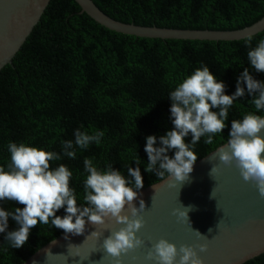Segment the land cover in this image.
<instances>
[{"label": "trees", "instance_id": "16d2710c", "mask_svg": "<svg viewBox=\"0 0 264 264\" xmlns=\"http://www.w3.org/2000/svg\"><path fill=\"white\" fill-rule=\"evenodd\" d=\"M115 21L142 27L195 31H238L264 17V0H92ZM264 31L252 37L255 48ZM245 39L231 42L143 39L118 34L98 25L73 0H51L40 23L13 60L0 72V166L7 170L9 143L25 144L61 155L50 170L65 165L72 177L77 205L84 204V160L98 170L109 165L132 180L128 168L139 167L143 188L163 179L145 170L146 140L174 130L170 93L197 68L207 66L233 95L245 69L254 80L264 82V73L250 65ZM229 108L225 129L213 143L201 140L192 149L197 161L227 143L231 122L256 111L247 94ZM219 111L218 109H212ZM76 130L102 132L99 144L75 146V159L63 155L62 142L75 141ZM191 143V134L185 137ZM174 158L175 150L166 153ZM139 161V164L136 163ZM196 161V162H197ZM141 190V189H140ZM138 190V191H140ZM23 205L0 201V208L13 212ZM57 216L66 215L61 208ZM9 217L0 233V264H23L64 231L38 224L28 242L19 249L5 237L18 229ZM246 264H264V254Z\"/></svg>", "mask_w": 264, "mask_h": 264}, {"label": "clouds", "instance_id": "9594fccd", "mask_svg": "<svg viewBox=\"0 0 264 264\" xmlns=\"http://www.w3.org/2000/svg\"><path fill=\"white\" fill-rule=\"evenodd\" d=\"M252 36L245 39V44L251 50L247 53L251 67L264 73V40L255 48L251 47ZM247 94L252 96L251 103L257 112L264 110V82L253 79L248 69H245L237 81L233 95H225V85L217 82L209 67L197 68L190 76L179 83L169 95L171 100L170 113L174 130L168 131L159 138L160 147H155L156 136L146 140L145 152L148 163L145 170L160 179L173 178L182 186L189 182L190 173L198 156L192 150L202 137H207L206 144L213 143V136L221 134L226 127L229 108L238 98ZM218 109L219 111H213ZM264 117L246 114L242 120L231 122V131L226 146L219 151V161L225 167L235 166L245 182L255 185L259 195L264 197ZM191 134V143H185V137ZM75 141L62 142L63 155L75 159V146L87 148L91 143L99 144L102 132L88 134L76 130ZM11 154L7 170L0 166V201L8 200L23 205L8 212L0 208V233L8 228L11 217L19 226L17 230L9 231L5 237L14 249L22 248L29 239L30 230L38 224L48 225L49 222L57 229L67 234L82 235L86 222L94 226H104L110 220L123 225L118 231L103 240V250L113 258L116 264H121V257L144 246V241L137 235L144 227L140 213L145 210V202L140 200L137 208L133 201L138 197V190L143 188V178L139 167L128 168L132 180H128L120 172L109 165L107 170H98L90 159L84 160V170L88 173L84 181V204L78 206L74 189L70 188L72 172L60 164L50 170L52 161H59L61 155L26 146L25 144L9 143ZM175 150L174 158L166 154ZM139 164V161H136ZM221 171L219 166H213L209 175ZM175 186V185H172ZM213 192V191H212ZM211 199H214L211 193ZM61 208L66 215L57 216ZM126 208L130 215L126 213ZM192 206L175 209L173 215L189 222L188 213ZM190 223V222H189ZM218 227V225H217ZM194 231V230H193ZM211 231V229L209 230ZM200 238H207L195 231ZM103 233L94 231L92 236L99 239ZM55 243V241H53ZM72 245H69L71 247ZM200 252L207 251V244L199 245ZM79 256V253L76 254ZM203 264L197 251L187 245L177 249L175 244L160 239L152 245L147 253V261L155 264Z\"/></svg>", "mask_w": 264, "mask_h": 264}, {"label": "water", "instance_id": "95a60500", "mask_svg": "<svg viewBox=\"0 0 264 264\" xmlns=\"http://www.w3.org/2000/svg\"><path fill=\"white\" fill-rule=\"evenodd\" d=\"M98 25L127 36L143 39L231 42L252 37L264 31V17L256 24L238 31L172 30L124 24L105 15L92 0H73ZM51 0H0V72L12 66L35 27L40 23ZM264 117V116H263ZM264 138V130L261 133ZM227 144V143H226ZM224 144L223 146H226ZM221 146V147H223ZM219 147L195 162L189 182L182 186L173 178H165L138 191L133 201L139 208L144 227L137 235L144 246L121 257V264H155L145 259L153 244L160 239L193 247L203 264H246L264 254V197L251 182H245L233 165L219 161ZM221 171L209 175L213 166ZM175 185V186H172ZM213 191V192H212ZM211 193L214 199H211ZM192 206L189 222L173 215L175 209ZM126 213L130 212L126 208ZM218 225V227H217ZM123 225L110 220L104 226L86 222L82 235L62 233L23 264H116L103 250V240ZM211 229V231H209ZM194 230V231H193ZM103 233L99 239L91 233ZM207 238H200L195 232ZM207 244L200 252L199 245ZM69 245H72L69 247ZM79 253V256L76 254ZM176 264H179L177 257Z\"/></svg>", "mask_w": 264, "mask_h": 264}]
</instances>
